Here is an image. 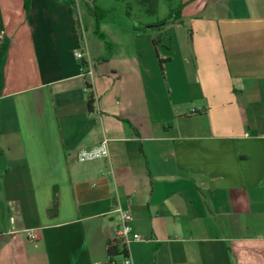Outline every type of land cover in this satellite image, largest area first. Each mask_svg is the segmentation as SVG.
Returning a JSON list of instances; mask_svg holds the SVG:
<instances>
[{"label":"crops","instance_id":"1","mask_svg":"<svg viewBox=\"0 0 264 264\" xmlns=\"http://www.w3.org/2000/svg\"><path fill=\"white\" fill-rule=\"evenodd\" d=\"M178 5L158 68L152 31L0 0V264H110L116 204L132 264H264V0Z\"/></svg>","mask_w":264,"mask_h":264},{"label":"rangeland","instance_id":"2","mask_svg":"<svg viewBox=\"0 0 264 264\" xmlns=\"http://www.w3.org/2000/svg\"><path fill=\"white\" fill-rule=\"evenodd\" d=\"M79 2L81 6L83 5L86 8L89 7L92 9L91 4H93L104 11L103 16L99 15L98 17L105 35L114 34L117 29L121 32V29L126 26L129 27L130 24L134 26V30L139 28L138 31L142 37V45L144 47V43H146L144 33H146V31L149 33L152 31V40L156 38L157 42L155 44L153 43L154 47L151 49L156 57V65L158 68L165 62V57L159 58L158 55L174 52L172 47L170 49L167 47L170 41L173 39L182 43L183 39L187 36L186 27L182 25L176 26L174 24H166L161 29L149 27V25L154 24V22L156 23L166 18L171 9H176L179 6V0H157L156 13L153 15H147L137 0H86V2H84V0H79ZM95 17L96 16L92 12V20L96 28ZM117 25H119V27ZM92 37H95V34L94 36L92 35ZM85 38L88 39L89 36L86 35ZM161 42L165 44V46L161 44ZM117 259L120 260L121 258L118 257Z\"/></svg>","mask_w":264,"mask_h":264},{"label":"built area","instance_id":"3","mask_svg":"<svg viewBox=\"0 0 264 264\" xmlns=\"http://www.w3.org/2000/svg\"><path fill=\"white\" fill-rule=\"evenodd\" d=\"M77 57H82V53H76ZM86 65L83 63L80 67L81 70L84 69ZM107 140L104 138L98 144L91 148H80L77 150L75 157L79 162H87L100 158H106L108 156ZM112 211L117 215L118 227L114 232V239L118 240L119 243L125 249V255L123 256V264H132L130 258L128 257V247L132 241H142L144 240L139 234L132 231L130 226V211L126 208L120 207L118 204L114 205ZM110 264H114L113 258L110 259Z\"/></svg>","mask_w":264,"mask_h":264},{"label":"trees","instance_id":"4","mask_svg":"<svg viewBox=\"0 0 264 264\" xmlns=\"http://www.w3.org/2000/svg\"><path fill=\"white\" fill-rule=\"evenodd\" d=\"M70 1V0H68ZM89 1H93V0H89ZM138 3L143 7L144 12L147 15H153L156 13V9H157V0H137ZM92 6V12L93 14L96 16L95 17V23H96V27L98 25L99 22V15L103 16L104 11L97 8L96 6H94L93 4H91ZM180 6H178L176 9H171L169 12V15L164 18L161 21H157L154 24L149 25V27L155 29H161L164 25L172 23L176 20L179 19L180 16ZM152 42L155 44L157 42L156 38H153ZM107 254L109 259H112L116 256H124L125 255V249L124 247L119 243L118 240L114 239V241L107 247Z\"/></svg>","mask_w":264,"mask_h":264}]
</instances>
